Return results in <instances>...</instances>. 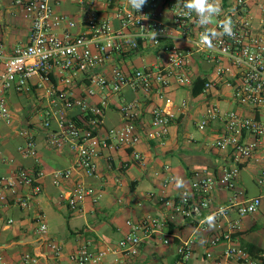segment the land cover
I'll list each match as a JSON object with an SVG mask.
<instances>
[{
  "label": "built area",
  "instance_id": "built-area-1",
  "mask_svg": "<svg viewBox=\"0 0 264 264\" xmlns=\"http://www.w3.org/2000/svg\"><path fill=\"white\" fill-rule=\"evenodd\" d=\"M61 0H12L21 9L25 19L30 21L27 41L7 46L2 37L0 24V123L13 125L14 115L8 102V94L29 93L36 85H47L50 108L43 112V128L49 130L57 124L59 132L51 134L52 145L61 150L70 145L73 162L70 167L55 170L52 183L58 190L59 199L65 202L71 212L81 210L83 203L92 198L97 200L96 188L88 180L99 174V159L107 151L131 149L136 161H143L135 150L142 136L137 125L138 101H123L118 107L125 123L110 128L104 135L98 131L105 124V112L110 108L112 98L125 89L145 97L152 95L164 104L152 110V120L147 136L162 139L169 135L175 118V102L169 96L173 87L192 85L189 70L196 56L212 63L219 82L232 91L237 108L223 111L217 102L208 101L202 119L196 122L199 131H215L213 147L222 153L223 163L214 172L198 170L191 185L182 190L178 201L167 203L176 214L202 217L204 211H212L205 226L214 224L215 231L210 247L225 245L226 261L237 264H260L249 253L234 242L239 232V220L229 219L233 212L239 218L254 215L264 204V165L257 177L260 195L240 201L238 180L245 165L252 160L264 163V31L253 23V9L264 13V0H236L230 14L234 36H223L213 41L214 47L207 48L200 42V33L205 31L195 13L188 16L181 8L182 0H149L141 12L120 0L109 18L98 13L89 16L83 24L67 16H56L55 8ZM85 4L86 0H74ZM171 15L172 25L164 22L165 13ZM147 15L148 19H143ZM216 17L217 22L223 20ZM117 22L118 25H115ZM217 22L209 28H216ZM64 29L59 35L58 30ZM81 29V31H79ZM157 32L156 40L150 32ZM181 41L184 47L177 43ZM160 49L165 55V65H153L144 69L126 70L116 64L124 55L138 52L142 47ZM78 88L83 92L77 94ZM217 89L216 81H208L204 95ZM184 100L181 109H187ZM80 115L86 127H82L70 113ZM217 129H214L215 127ZM25 139L18 147L23 159L38 158V144L27 128L17 131ZM14 160L0 156V164H13ZM164 170L168 176L164 186L183 183V178L170 174V167ZM42 171L19 167L12 175L0 179V202L13 203L23 210L31 208V202L43 193ZM220 188L233 193L226 205L212 209L214 192ZM227 219L226 224L223 220ZM128 232L113 252L137 256L144 239L161 236L163 222L157 217H146L141 221H127ZM206 225L205 228H208ZM40 233L48 238V226L40 221ZM169 244V240H162ZM48 246L61 254L62 248L53 242ZM195 241L186 240L177 248L175 264H189ZM107 252L82 247L70 256L75 264H101ZM208 258H212L210 252ZM264 257V254L261 255ZM38 256L26 254L22 264H38Z\"/></svg>",
  "mask_w": 264,
  "mask_h": 264
},
{
  "label": "crops",
  "instance_id": "crops-1",
  "mask_svg": "<svg viewBox=\"0 0 264 264\" xmlns=\"http://www.w3.org/2000/svg\"><path fill=\"white\" fill-rule=\"evenodd\" d=\"M119 2L120 0H86L82 5L74 0H61L55 11L56 16L64 15L83 24L94 13L111 17ZM235 2L236 0H220V18H234L230 11ZM253 12L254 25L264 31V13L257 8ZM17 15L23 18L18 32L14 24ZM164 22L172 25L168 12L165 13ZM216 22L215 18L214 23ZM114 23L118 25L117 22ZM0 24L3 41L7 46L27 41L30 21L25 19L21 9L15 7L12 0H0ZM57 33L63 35L64 29ZM177 44L185 46L181 41ZM137 61L147 64L144 66L146 68L165 65L166 58L162 50L144 46L136 53L119 57L116 64L131 70L138 69ZM188 74L193 80L192 85L173 87L170 90L169 96L175 102V118L169 135L162 139H151L146 133L151 124L153 108L164 104L161 99L155 95L149 98L138 95L130 89H125L112 98L111 106L105 112V124L98 131L99 135L102 136L108 129L125 123L118 109L123 101H138L136 123L142 140L135 150L144 160L136 161L133 157L134 150L131 149L105 152L98 161V176L88 180L98 191L97 200L88 198L78 212H71L65 202L59 199L58 190L52 183L51 174L55 170L70 167L73 154L69 144L61 150L52 145L51 134L59 132L55 122L49 130L42 126V114L51 106L47 85L36 86L39 79L35 78L29 93L11 91L8 94L14 123L11 126L0 123V156H7L14 162L11 165L0 164V179L12 175L19 167L34 168L44 172L46 176L41 180L43 193L31 202L29 210L20 209L13 203L4 205L0 202V264H22L23 257L28 253L38 256V264H75L70 256L82 247L107 252L101 264H175L179 244L189 239L195 241L189 264H237L224 259L225 245L210 247L215 226L206 224L208 228H205L202 221L208 219L213 210L204 211L202 217H188L176 214L172 206L167 205L178 201L182 190L191 185L196 171L214 172L223 163L222 153L211 144L210 137L215 138L214 130L203 132V138L199 139L188 133L187 126L191 115L196 111L203 117L208 101L217 102L223 111L237 108L232 91L222 81L219 82L212 63L196 56ZM197 77L216 81L217 89L210 91L208 95L202 93L198 97L193 96L192 86ZM180 90L189 93L190 97L181 100L189 102L187 109L180 108L181 102L177 104V92ZM81 92L83 88H78L77 94ZM70 116L80 122L82 127H86L80 115L73 112ZM22 128H27L38 144L37 159H23L18 152V147L25 143V139L17 134ZM194 128L197 129L196 122ZM262 150L264 151V143ZM261 163L252 160L242 169L238 180V190L242 193L240 201L260 195L261 188L257 184V177L264 165ZM165 166L170 167L171 175L183 178L184 182L179 186L175 183L165 187L164 182L168 176ZM147 183L150 184L149 188ZM232 196L233 193L218 188L214 192L212 209L226 205ZM123 216L127 219L133 218L136 222L149 216L157 217L163 222V232L161 236L144 239L137 256L113 252L128 232V220L124 221ZM229 219L239 220L241 224L239 232L234 235V242L245 251L253 246V254L259 251L264 254V204L254 215L239 218L233 212ZM41 220L48 226V238H44L39 231ZM227 222V219L223 220L224 224ZM162 240H169L170 243L165 244ZM50 241L62 248L61 254H56L48 246L47 242ZM208 252L212 254V258L207 257Z\"/></svg>",
  "mask_w": 264,
  "mask_h": 264
},
{
  "label": "clouds",
  "instance_id": "clouds-1",
  "mask_svg": "<svg viewBox=\"0 0 264 264\" xmlns=\"http://www.w3.org/2000/svg\"><path fill=\"white\" fill-rule=\"evenodd\" d=\"M147 3V0H128L130 8L136 12H141L143 6ZM181 8L184 13L191 16L195 13L198 24L205 29L200 33V42L211 49L214 47L213 41L222 38L223 36H234L233 24L230 17H225L223 20L217 22L216 28H209L210 24L214 23V20L219 16L221 12L220 0H182ZM143 19H148L147 15H142ZM150 36L153 40H156L157 32L151 31ZM181 182L177 181L179 186ZM211 222V217L208 218Z\"/></svg>",
  "mask_w": 264,
  "mask_h": 264
},
{
  "label": "rangeland",
  "instance_id": "rangeland-1",
  "mask_svg": "<svg viewBox=\"0 0 264 264\" xmlns=\"http://www.w3.org/2000/svg\"><path fill=\"white\" fill-rule=\"evenodd\" d=\"M14 24H15V29H16V32H18L20 29H21V26L23 24V18L21 15H17V17L15 18L14 20ZM147 64H142L140 61H137L136 62V68L138 69H144V66H146ZM185 97H190L189 96V93L187 91H184V90H180L177 92V104L179 105L181 100ZM191 102L193 101L191 98L189 99ZM189 111L191 109H188ZM192 111V110H191ZM201 114H199L198 112H194L192 115H191V119L189 120L188 122V126H187V131L188 133L192 134L194 137H197L198 139L199 138H203V132L201 131H198L197 129L194 128V122H197L201 119ZM210 140H211V144H214L215 142V138L214 136L210 137ZM147 188H149L150 184H146ZM123 220L124 221H132L133 218H130V219H127V217H124L123 216ZM134 221V220H133Z\"/></svg>",
  "mask_w": 264,
  "mask_h": 264
},
{
  "label": "trees",
  "instance_id": "trees-1",
  "mask_svg": "<svg viewBox=\"0 0 264 264\" xmlns=\"http://www.w3.org/2000/svg\"><path fill=\"white\" fill-rule=\"evenodd\" d=\"M207 82L208 81L206 80V78H204V77H197L196 80L193 83V86H192V94H193V96H195V97L200 96L203 93L204 88H205V85H206ZM79 124L82 125L81 123H79ZM252 249H253V246H249L248 247V250L249 251H247V252L249 253L250 257L253 260L259 261L260 264H264V257H261V254H263V253H261V251H259V253L253 254L252 253Z\"/></svg>",
  "mask_w": 264,
  "mask_h": 264
}]
</instances>
